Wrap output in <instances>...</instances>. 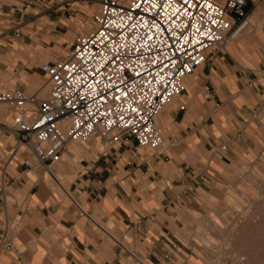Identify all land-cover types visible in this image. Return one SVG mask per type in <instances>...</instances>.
<instances>
[{"label": "crops", "instance_id": "obj_1", "mask_svg": "<svg viewBox=\"0 0 264 264\" xmlns=\"http://www.w3.org/2000/svg\"><path fill=\"white\" fill-rule=\"evenodd\" d=\"M54 9L62 16L52 22ZM65 9L63 0H0V89L31 94L45 81L41 65L57 60L41 20L56 28ZM247 9L244 30L208 54L164 116L162 150L94 138L76 162L67 146L48 171L29 168L9 131L18 112L0 105V232L8 227L13 247L0 249V264H180L192 252L193 213L210 209L232 170L264 158V0Z\"/></svg>", "mask_w": 264, "mask_h": 264}, {"label": "built area", "instance_id": "obj_2", "mask_svg": "<svg viewBox=\"0 0 264 264\" xmlns=\"http://www.w3.org/2000/svg\"><path fill=\"white\" fill-rule=\"evenodd\" d=\"M90 2L91 29L73 39L65 57L41 65L46 79L35 92L0 89V105L18 112L9 131L16 149L30 153L29 168L48 171L70 143L91 138L109 149L161 150L164 107L210 52L247 25L248 0H63L68 11ZM0 249H13L7 226Z\"/></svg>", "mask_w": 264, "mask_h": 264}, {"label": "rangeland", "instance_id": "obj_3", "mask_svg": "<svg viewBox=\"0 0 264 264\" xmlns=\"http://www.w3.org/2000/svg\"><path fill=\"white\" fill-rule=\"evenodd\" d=\"M52 3L50 2L49 6ZM65 8L66 15L62 17L61 23L58 22L56 28L53 26L55 23L48 22L46 18L41 20L42 26L46 28L47 25V30L51 32V38L46 41H49L47 48L50 46L53 48L47 50V53L53 54L52 60L65 57L73 39L78 35L76 33L87 31L92 26L91 15L95 11L93 2L79 3L69 11L67 7ZM49 12L52 22H54L53 18L58 17L59 19L62 16L60 9L58 12L56 9ZM189 78L190 76L186 79ZM194 80L195 73L191 81L195 83ZM185 81L187 83L188 80ZM38 82L36 88L43 83V79H39ZM185 87L191 90L188 88V83ZM174 102L170 104L172 108ZM169 111H163L158 116L157 126L161 129L162 136L164 116ZM81 144L70 143L68 145V150L72 153L75 162L80 158ZM65 159L72 162L69 157ZM215 196L216 198H209L210 209L200 214L193 213L194 219L184 231V243L192 252L188 253L186 249L182 259L178 260L179 263L254 264L255 262V264H264V158L232 170L226 176L221 188L215 191ZM192 256L198 261L194 262Z\"/></svg>", "mask_w": 264, "mask_h": 264}, {"label": "bare ground", "instance_id": "obj_4", "mask_svg": "<svg viewBox=\"0 0 264 264\" xmlns=\"http://www.w3.org/2000/svg\"><path fill=\"white\" fill-rule=\"evenodd\" d=\"M192 77H193V74L192 75H190V78L188 79V88H190V89H192V87H194V83L191 81L192 80ZM45 85H46V83H45ZM186 88V87H185ZM172 108V105H167L166 107H164V109L162 110V112L163 111H169V109H171ZM161 112V113H162ZM99 139V138H98ZM182 149H186V147H184V146H182ZM62 187V186H61ZM64 189V188H63ZM67 193V192H66ZM257 219V218H256ZM246 220V219H245ZM253 221V220H252ZM255 222V221H254ZM257 223V222H256ZM262 223V222H261ZM251 225H252V223H251ZM241 228V227H240ZM259 228V227H258ZM242 236V235H241ZM242 239V238H241ZM253 239V238H252ZM237 240V239H236ZM251 241V240H250ZM260 241V240H259ZM242 242V241H241ZM264 242V241H263ZM250 243V242H249ZM248 243V244H249ZM252 243H255V242H252ZM227 244V243H226ZM258 245V244H257ZM255 249V248H254ZM252 251V250H251ZM259 251V250H258ZM252 253V252H251ZM259 254V253H258ZM257 256V255H256ZM240 257H242V255L240 256ZM259 257V256H258ZM248 260H250V259H248ZM247 260V261H248ZM254 264H255V262H254Z\"/></svg>", "mask_w": 264, "mask_h": 264}]
</instances>
